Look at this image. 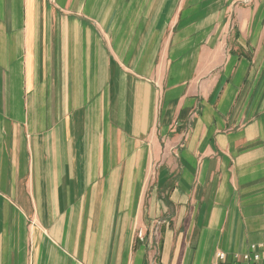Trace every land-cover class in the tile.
<instances>
[{"label":"crops","instance_id":"crops-1","mask_svg":"<svg viewBox=\"0 0 264 264\" xmlns=\"http://www.w3.org/2000/svg\"><path fill=\"white\" fill-rule=\"evenodd\" d=\"M261 243L264 0H0V264Z\"/></svg>","mask_w":264,"mask_h":264},{"label":"built area","instance_id":"built-area-1","mask_svg":"<svg viewBox=\"0 0 264 264\" xmlns=\"http://www.w3.org/2000/svg\"><path fill=\"white\" fill-rule=\"evenodd\" d=\"M139 236L142 237L141 232L139 233ZM227 258V253L218 251L212 264H227ZM235 259L238 260L237 255L235 256ZM242 259L245 264H264V243L252 245L250 250L243 254Z\"/></svg>","mask_w":264,"mask_h":264}]
</instances>
